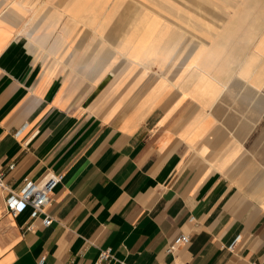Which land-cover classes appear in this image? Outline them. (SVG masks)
I'll use <instances>...</instances> for the list:
<instances>
[{
  "label": "crops",
  "instance_id": "crops-1",
  "mask_svg": "<svg viewBox=\"0 0 264 264\" xmlns=\"http://www.w3.org/2000/svg\"><path fill=\"white\" fill-rule=\"evenodd\" d=\"M156 9L0 0L3 179L62 174L48 225L11 215L0 187V264H93L108 247L110 264H264V51L175 83L151 61L168 41Z\"/></svg>",
  "mask_w": 264,
  "mask_h": 264
},
{
  "label": "rangeland",
  "instance_id": "rangeland-1",
  "mask_svg": "<svg viewBox=\"0 0 264 264\" xmlns=\"http://www.w3.org/2000/svg\"><path fill=\"white\" fill-rule=\"evenodd\" d=\"M142 1L159 8L155 12L166 19L165 54L162 59L151 61L160 62L157 66L164 69L165 78L175 83L189 82L188 76L195 72L192 79L200 71L210 73L211 70L206 71L200 65L216 43L224 45L216 64L230 61L226 66L229 68L239 62L241 66H251L254 61L237 57L243 51L247 55L255 50L264 51V0H159L158 4V0ZM254 64L257 66L258 62ZM261 65L264 68V59ZM221 67L217 66L213 76H217ZM249 79L253 83V75ZM254 79L264 84V71ZM256 93L264 98V90Z\"/></svg>",
  "mask_w": 264,
  "mask_h": 264
},
{
  "label": "built area",
  "instance_id": "built-area-1",
  "mask_svg": "<svg viewBox=\"0 0 264 264\" xmlns=\"http://www.w3.org/2000/svg\"><path fill=\"white\" fill-rule=\"evenodd\" d=\"M9 168L13 167V164H9ZM62 174L55 172H46L42 177L38 179H32L25 177L22 186L14 191L7 187L3 179V174L0 170V187L7 191L5 195V205L8 212L11 215H16L20 210L26 206H30L33 214H42L41 223L43 225H48L52 218L50 215L46 214L44 207L50 201L51 194L60 182ZM240 239V234H237L232 242L228 245L229 249H232L237 241ZM189 242L188 234L181 233L176 236L173 242L169 245L168 250L172 251L178 245L186 244ZM113 259L112 250L108 248H99L96 259L93 264H110V260ZM44 256H40L37 260V264H45ZM123 264L122 262H120ZM65 264H71L66 262Z\"/></svg>",
  "mask_w": 264,
  "mask_h": 264
},
{
  "label": "bare ground",
  "instance_id": "bare-ground-1",
  "mask_svg": "<svg viewBox=\"0 0 264 264\" xmlns=\"http://www.w3.org/2000/svg\"><path fill=\"white\" fill-rule=\"evenodd\" d=\"M222 47H224L222 43H216L215 45H213L211 51H209L210 52L209 57L206 58L201 65L208 69L215 66H219L220 68L222 66L221 62H218L216 64V61L218 60L217 57L222 55V49H223ZM229 62L230 61L226 62L225 65H228Z\"/></svg>",
  "mask_w": 264,
  "mask_h": 264
}]
</instances>
